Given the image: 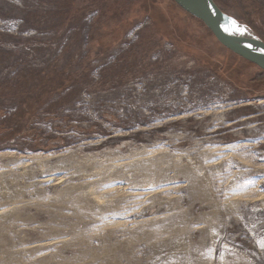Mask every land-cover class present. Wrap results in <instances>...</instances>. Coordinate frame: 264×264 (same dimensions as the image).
<instances>
[{"label": "rangeland", "instance_id": "374dc122", "mask_svg": "<svg viewBox=\"0 0 264 264\" xmlns=\"http://www.w3.org/2000/svg\"><path fill=\"white\" fill-rule=\"evenodd\" d=\"M118 2L0 0V264H264V72Z\"/></svg>", "mask_w": 264, "mask_h": 264}, {"label": "water", "instance_id": "95a60500", "mask_svg": "<svg viewBox=\"0 0 264 264\" xmlns=\"http://www.w3.org/2000/svg\"><path fill=\"white\" fill-rule=\"evenodd\" d=\"M172 1L200 21L223 48L264 72V42L258 38L244 41L234 35L237 22L223 13L213 0Z\"/></svg>", "mask_w": 264, "mask_h": 264}, {"label": "crops", "instance_id": "0c3cea01", "mask_svg": "<svg viewBox=\"0 0 264 264\" xmlns=\"http://www.w3.org/2000/svg\"><path fill=\"white\" fill-rule=\"evenodd\" d=\"M164 1L165 0H161V2H163L164 3ZM172 1V0H171ZM149 2H151V0H143V3H141V4H139L138 6H137V9L139 10V9H141L142 10V13H143V11H147L148 10V3ZM113 3H114V5H112V8H113V16H115V15H117V10H118V8L120 7V2H118V0H113ZM172 3H174L173 1H172ZM175 4V3H174ZM173 4V5H174ZM170 5V4H169ZM176 5V4H175ZM114 6V7H113ZM177 6V5H176ZM178 7V6H177ZM179 8V7H178ZM136 7H135V10L133 11V12H131L130 13V15H129V19L130 20H132V19H136L138 16H136V17H133V14H135L136 13ZM180 9V8H179ZM181 10V9H180ZM115 27L112 29L113 30V34L115 33V29H119L120 30V26L121 25H114ZM112 27H113V25H112ZM107 28H110V27H108L107 26ZM98 29V28H97ZM96 29V30H97ZM101 33V31H99V32H97V36H99V34ZM106 34V33H105ZM110 34H112V32H110L109 34H107V35H110ZM116 34V33H115ZM121 34V33H120ZM120 34H119V36H120ZM106 35V36H107ZM118 40V38H114V41H117ZM114 41H111V42H114ZM110 42V43H111Z\"/></svg>", "mask_w": 264, "mask_h": 264}, {"label": "bare ground", "instance_id": "6f19581e", "mask_svg": "<svg viewBox=\"0 0 264 264\" xmlns=\"http://www.w3.org/2000/svg\"><path fill=\"white\" fill-rule=\"evenodd\" d=\"M233 33L238 38H241L244 41H253V40H255V38H257L253 34L248 32L247 30H245L244 28L239 26L238 24H236V28L233 31ZM87 192L89 193V195H91V197L94 199V201L96 203L104 202V199H103L104 197L97 195V193L95 192L94 188L90 187Z\"/></svg>", "mask_w": 264, "mask_h": 264}, {"label": "snow or ice", "instance_id": "6c2138e0", "mask_svg": "<svg viewBox=\"0 0 264 264\" xmlns=\"http://www.w3.org/2000/svg\"><path fill=\"white\" fill-rule=\"evenodd\" d=\"M233 23H235V22H233ZM260 247H261V248H264V240H262V241L260 242Z\"/></svg>", "mask_w": 264, "mask_h": 264}, {"label": "trees", "instance_id": "16d2710c", "mask_svg": "<svg viewBox=\"0 0 264 264\" xmlns=\"http://www.w3.org/2000/svg\"><path fill=\"white\" fill-rule=\"evenodd\" d=\"M214 1V0H213ZM215 2V1H214ZM216 4V3H215Z\"/></svg>", "mask_w": 264, "mask_h": 264}]
</instances>
